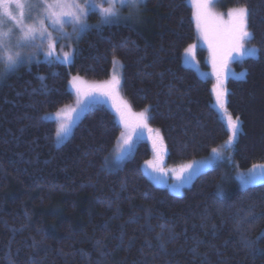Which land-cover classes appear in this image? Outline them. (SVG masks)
Here are the masks:
<instances>
[{"label":"trees","instance_id":"16d2710c","mask_svg":"<svg viewBox=\"0 0 264 264\" xmlns=\"http://www.w3.org/2000/svg\"><path fill=\"white\" fill-rule=\"evenodd\" d=\"M222 6L251 10L258 53L227 82L228 109L242 123L231 162L199 172L182 194L145 171L148 139L106 165L123 131L108 105L91 104L61 144L49 115L76 100L74 74L109 78L119 60L123 94L148 109L170 163L225 147L230 130L213 81L184 63L198 38L190 0H146L134 20L99 23L94 11L71 62L0 68V264H264V181L237 178L264 163V0Z\"/></svg>","mask_w":264,"mask_h":264},{"label":"rangeland","instance_id":"374dc122","mask_svg":"<svg viewBox=\"0 0 264 264\" xmlns=\"http://www.w3.org/2000/svg\"><path fill=\"white\" fill-rule=\"evenodd\" d=\"M146 0H144L145 2ZM223 0H210L208 5V10L211 15L207 19L208 29H209V39H205V33L202 28L199 26L198 21L196 19L197 15V8L193 3V0H190L193 9H194V18L197 26L198 31V38L190 43L184 52V63L195 68L201 76L206 78H211L212 88L214 92L215 99L213 101L214 106L218 109L221 116L227 123L229 127L228 118L231 117L232 119H239V132L237 138L240 134L242 123L241 118L239 116H235L232 114L227 106V95L225 97L226 104L224 107H221L217 100H216V85L218 84V77H217V68L219 67V60L217 59V65L214 67L213 64V55H214V48L219 54V51L224 43V33L223 30L227 27V23L230 21L231 17L229 13L237 8L246 7V6H239V7H224L222 6ZM23 8L17 6L13 3L11 7V11L14 16L20 21V24H17L16 21L11 20L8 17H4V13L2 8H0V17H4L5 23L0 24V38L3 39L4 43L7 44V47H0V68L7 70V66L4 63V54L7 51H11L12 53H20V58L18 60V64L12 70L17 69L19 66L28 64L32 61H39V60H51V61H61L65 62L63 57L65 53H68L70 59L65 62L69 63L73 60L74 52L76 48V44L80 37L87 31L81 32L78 25L71 22L70 17H64L65 23L62 26V29L59 25H53L49 19H45V8L43 5V0H40L38 6H30V5H37V0H22ZM48 3H52L53 0H47ZM69 3H72V0H68ZM95 4L107 8L111 5L109 4V0H94ZM143 2V3H144ZM75 3L79 4L81 8H83L87 15L82 17V21L84 24L88 26H92V22L90 20V14L94 11L98 12L100 15V22L105 23L109 22L105 20V17L102 13L97 9L93 10L89 4V0H75ZM143 3H139L135 6L131 5H121L116 3L114 6L118 12L117 17L111 18L110 21L115 20H134V18L138 17L140 14L141 6ZM23 12L21 16L20 13ZM43 20L45 27H46V36L41 38L40 35H37V38L23 46H17L18 43L23 41V32L27 30L29 26L36 27L39 29V22ZM89 27V28H90ZM250 31V29L248 28ZM43 31V30H41ZM216 33L214 36L213 33ZM251 32V31H250ZM190 46H195L191 52H187L186 50L189 49ZM245 49H257V47L251 42V39H245L244 41ZM204 49L206 52L205 55V63L201 59L200 50ZM47 53H51L52 55H46ZM258 53V51H257ZM257 53L255 55H257ZM250 55L245 54L244 56H239L234 54V59L231 60L227 65V78L224 81V87L227 90V82L230 77H242L241 74H245L244 70H239L237 67V63H239L244 57ZM32 57L31 60L28 58ZM113 76H117L120 79V86H119V97L123 101H126L127 104L131 108V112L133 113H140L146 112L149 117L148 109H141L137 110L133 108L130 104L129 100L125 97L122 90V80H123V73H122V63L119 60L115 61V65L112 71V75L109 78L105 79H90L86 78L79 74H74L70 80V88L73 90L76 96V100L73 103L67 104L61 107L56 112L49 115L51 119L57 120L58 122V129L61 124H67L69 126V132L60 140L57 138V142L59 144L63 143L68 137L71 135L74 126L76 123L83 117L86 110L91 104H106L108 105L117 116V119L123 126L122 133L115 148L111 152V154L107 158L106 165L109 167H117L120 165L126 158L131 156L136 147L138 146L139 142L142 139H148L153 147V156L148 159L147 161H153L158 164L159 167L163 168L165 171L160 172L152 168L151 165L145 162L144 168L147 174L159 185L168 187L171 191L182 194L185 191V188L192 184L193 179L195 176L210 167L218 165L222 162H226L229 164L231 159L228 158L229 150L236 142L237 138L231 146H229L228 141L231 137L232 133L230 130V135L226 141V146L222 148L216 149V152H213L210 156L196 159L188 162L172 164L168 160V150L166 145H164V150L158 153L157 148L153 145V138L156 136L157 132L160 131L151 124L149 118L147 120V128H136L135 133L139 134L142 132V135L133 134V128L131 127L136 123L135 117H129V127H125L124 122L119 118L115 105L112 99L108 96L101 95L99 92L95 91L92 86L103 84L107 81H110ZM244 76V75H243ZM75 78V80H74ZM223 78V77H222ZM85 92L91 93L90 95H84ZM83 109V110H82ZM151 129L152 131H149ZM121 133V134H122ZM133 134L134 145L130 151H125L124 153L121 152L122 149H126L124 144L125 139L128 135ZM161 135V134H160ZM229 148V150H228ZM211 160V164L207 168H203L200 171L196 172L191 176L190 179L187 178V173H184V179L181 180L178 174L181 172V169L184 168L188 164H192L193 162H204ZM237 178L239 179L242 185L253 184L264 181V163H256L248 169L240 170L237 173ZM252 180L251 183H245L244 181Z\"/></svg>","mask_w":264,"mask_h":264},{"label":"snow or ice","instance_id":"6c2138e0","mask_svg":"<svg viewBox=\"0 0 264 264\" xmlns=\"http://www.w3.org/2000/svg\"><path fill=\"white\" fill-rule=\"evenodd\" d=\"M40 0H37V5L30 6H38ZM144 0H109L110 7L103 8L95 4L94 0H89V4L93 10H99L102 15L105 17L106 21L111 20L113 17L118 16V12L115 8V4L119 3L121 5H131L135 6L139 3H143ZM15 3L17 6L23 8L22 0H0V8H2L4 17H8L13 21H16L17 24H20V21L16 16L13 15L11 11V5ZM197 8L196 19L198 21L199 26L205 33V39H209V29L207 24V19L211 15L208 10V5L210 0H193ZM43 5L45 8V19H49L53 25H59L62 29L63 24L65 23L64 17H70L71 22L78 25L81 32H84L89 29L90 26L86 25L82 21V17L87 15V12L79 6V4L75 3V0H72V3H69L68 0H53L52 3H48L47 0H43ZM251 14V10L247 7H240L232 10L229 15L231 17L230 21L227 23V27L223 30L224 33V43L217 54L216 49L214 48L213 55V64L214 67L217 65V59L219 60V67L217 68V77L218 84L216 85V100L221 107H224L226 104V95L227 90L224 87V81L227 78V65L228 63L234 59V54L239 56H244L245 54L250 56H255L258 50L256 49H245L244 41L245 39L254 38V34L248 30L249 16ZM20 15H23L21 11ZM4 17H0V24L5 23ZM43 30V31H41ZM37 35H40L41 38L46 36V27L44 21L41 20L39 22V29L33 26H29L26 31L23 32V41L18 43L17 46H23L28 42H32L37 38ZM215 36L216 33L214 32ZM0 47H7V44L4 43L3 39L0 38ZM195 46H190L187 49V52H191ZM46 55L51 56V53H47ZM20 58V53H12L11 51H7L4 54V63L7 66V70H11L17 66L18 60ZM29 60L32 57L28 58ZM64 61L67 62L70 59L68 53L64 54ZM244 74H241L243 76ZM223 77V78H222ZM41 79H44L41 77ZM75 80V78H74ZM119 86L120 79L117 76H113L110 81H107L103 84L93 85L92 88L99 92L101 95L108 96L112 99L116 112L119 118L124 122L125 127H129V117H135L136 123L132 125L133 134L135 133L136 128H147V120L148 115L146 112L133 113L131 112L130 106L126 101H123L119 97ZM91 93L85 92L84 95H90ZM83 110V109H82ZM229 127L231 130V137L229 138L228 144L231 146L233 141L237 138L239 132V119L228 118ZM152 131L151 129H148ZM69 132V126L67 124H61L56 135L58 140L62 139ZM133 134L127 136L124 141L126 149H122L121 152L124 153L126 150L130 151L134 145ZM124 135L123 133L121 134ZM136 135H142V132ZM153 145L157 148L158 159L159 153L164 150L163 137L157 132L156 136L153 138ZM217 150H213L216 152ZM149 165L152 166L153 169L163 172L165 171L163 168L159 167L157 163L153 161H147ZM211 164V160L204 162H193L192 164L186 165L181 169V172L178 174L181 180L184 179V173L186 172L187 178L190 179L193 174L200 171L203 168H207ZM245 183L253 182L251 179L248 181H244Z\"/></svg>","mask_w":264,"mask_h":264}]
</instances>
